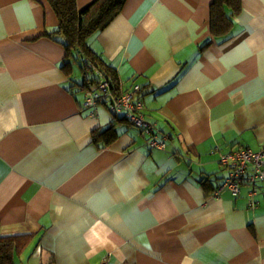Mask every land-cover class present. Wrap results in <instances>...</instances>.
<instances>
[{"label": "crops", "instance_id": "obj_1", "mask_svg": "<svg viewBox=\"0 0 264 264\" xmlns=\"http://www.w3.org/2000/svg\"><path fill=\"white\" fill-rule=\"evenodd\" d=\"M214 1L125 0L86 39L119 91L141 87L161 150L105 106L90 116L45 0H0V236L14 264H264V195L255 208L248 184L215 195L220 155L264 147V0L225 4L231 26L215 34Z\"/></svg>", "mask_w": 264, "mask_h": 264}, {"label": "built area", "instance_id": "obj_2", "mask_svg": "<svg viewBox=\"0 0 264 264\" xmlns=\"http://www.w3.org/2000/svg\"><path fill=\"white\" fill-rule=\"evenodd\" d=\"M82 69L89 86L85 92L83 106L91 109L90 116H95L98 106H105L111 114L120 116L127 123L139 129L147 137V145L150 148L164 150L167 137L161 135L153 124L146 121L139 85H132L125 92H121L112 78L98 64L84 59ZM219 163L227 169L228 175L215 195L228 190L233 196H237L241 186L248 184L251 186L248 192V206L255 208L257 206L255 197L259 193L264 195V189L261 190L258 187L259 183L264 184V147L256 152L238 148L220 155Z\"/></svg>", "mask_w": 264, "mask_h": 264}, {"label": "trees", "instance_id": "obj_3", "mask_svg": "<svg viewBox=\"0 0 264 264\" xmlns=\"http://www.w3.org/2000/svg\"><path fill=\"white\" fill-rule=\"evenodd\" d=\"M45 1L50 5L58 21L50 38L64 47L67 57L80 60L81 66L84 59L98 64L96 57L86 46V39L94 32L107 27L119 14L125 0H95L82 10L77 7V0ZM238 2L239 0H215L213 2L211 30L214 34L224 32L231 26V19L226 15L224 5L238 4ZM64 66L65 64L62 67ZM16 247V241L13 238L0 236V264H14L13 256Z\"/></svg>", "mask_w": 264, "mask_h": 264}, {"label": "rangeland", "instance_id": "obj_4", "mask_svg": "<svg viewBox=\"0 0 264 264\" xmlns=\"http://www.w3.org/2000/svg\"><path fill=\"white\" fill-rule=\"evenodd\" d=\"M73 61V60H72Z\"/></svg>", "mask_w": 264, "mask_h": 264}]
</instances>
